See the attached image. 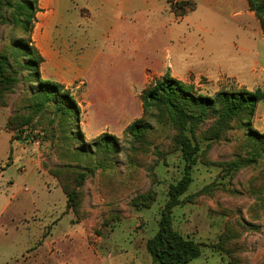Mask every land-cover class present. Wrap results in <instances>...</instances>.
I'll return each mask as SVG.
<instances>
[{
	"label": "rangeland",
	"instance_id": "374dc122",
	"mask_svg": "<svg viewBox=\"0 0 264 264\" xmlns=\"http://www.w3.org/2000/svg\"><path fill=\"white\" fill-rule=\"evenodd\" d=\"M19 1L0 0V60L16 79L0 101V264H154L146 244L187 161L172 118L144 112L142 93L166 72L207 96L264 91L259 21L247 0H192L181 18L167 1L182 0H37L23 28ZM25 52L40 57L37 74ZM34 76L61 85L77 116L44 103ZM251 130L264 134V100L249 118L220 127L212 114L182 131L194 164L171 221L200 245L188 264H264V152ZM104 134L110 152L95 145Z\"/></svg>",
	"mask_w": 264,
	"mask_h": 264
},
{
	"label": "trees",
	"instance_id": "16d2710c",
	"mask_svg": "<svg viewBox=\"0 0 264 264\" xmlns=\"http://www.w3.org/2000/svg\"><path fill=\"white\" fill-rule=\"evenodd\" d=\"M36 1L20 0L18 3L9 5L21 27L27 28L31 20L34 19ZM167 3L173 14L179 18L195 10V3L192 0L175 3L167 1ZM247 4L259 21L262 34H264V0H247ZM22 47L26 49L27 45L23 44ZM25 53L29 69L34 70L37 74L40 57L34 53ZM34 78H37L41 87L39 93L43 96L44 103L53 101L63 111V114L70 117L77 116L78 110L73 99L63 91L61 85L40 81L38 76H34ZM15 81L13 72L8 68L7 59L2 58L0 60V101L4 92L9 90ZM262 100H264V91L259 88L253 92L219 91L214 96L202 95L196 93L192 85L174 79L168 72L142 93L141 101L144 112L155 106L165 110L172 118L181 136L180 145L187 161L184 176L177 184L168 189V200L161 210L158 230L146 244L154 264H188L200 255V245L175 232L171 221L172 209L186 202L180 197L190 184L189 171L194 164L195 149L191 147L188 138L182 133L187 123L195 126L213 114L218 116L220 127H223L240 115L248 118L252 116L256 105ZM144 130L145 126L141 121H135L126 128V134L137 138L144 133ZM250 133L252 139L263 146L264 152V134H258L252 130ZM95 145L105 152H110V149H113L115 145V139L104 134L98 138ZM62 189L67 199V208L74 209L76 206L74 191H69L65 186Z\"/></svg>",
	"mask_w": 264,
	"mask_h": 264
}]
</instances>
